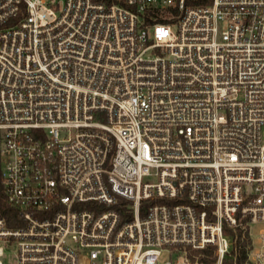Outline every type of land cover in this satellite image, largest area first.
<instances>
[{"label": "built area", "instance_id": "obj_1", "mask_svg": "<svg viewBox=\"0 0 264 264\" xmlns=\"http://www.w3.org/2000/svg\"><path fill=\"white\" fill-rule=\"evenodd\" d=\"M262 126L264 0H0V264H264Z\"/></svg>", "mask_w": 264, "mask_h": 264}, {"label": "rangeland", "instance_id": "obj_2", "mask_svg": "<svg viewBox=\"0 0 264 264\" xmlns=\"http://www.w3.org/2000/svg\"><path fill=\"white\" fill-rule=\"evenodd\" d=\"M260 138H261V143L264 144V126L261 127V130H260ZM261 227H264V225L262 224H256L253 226V229H252V234L253 236L255 237L258 230L261 228ZM16 258H17V255H16V248L15 246H5L3 247V255L1 257V261L3 264H16ZM170 258V255L169 253L167 252H163L159 258V264H163V262H165L167 259Z\"/></svg>", "mask_w": 264, "mask_h": 264}, {"label": "trees", "instance_id": "obj_3", "mask_svg": "<svg viewBox=\"0 0 264 264\" xmlns=\"http://www.w3.org/2000/svg\"><path fill=\"white\" fill-rule=\"evenodd\" d=\"M160 21L168 22V20H165V19H161ZM191 252L193 254H197V255L199 252H203L204 255H198L197 256L198 259L203 261L204 264H206V263L213 264L214 258H213V254H212V249L210 247H206L205 249H203L201 251L192 250ZM244 260H245V254H244L243 250H240L236 256L235 264H243ZM223 264H233L232 257L225 258Z\"/></svg>", "mask_w": 264, "mask_h": 264}]
</instances>
